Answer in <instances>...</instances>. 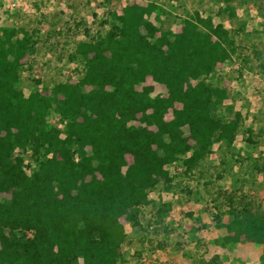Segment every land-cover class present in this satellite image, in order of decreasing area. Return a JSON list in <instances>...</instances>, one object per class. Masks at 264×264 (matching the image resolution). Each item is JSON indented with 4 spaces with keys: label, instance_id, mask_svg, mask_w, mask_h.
I'll list each match as a JSON object with an SVG mask.
<instances>
[{
    "label": "trees",
    "instance_id": "trees-1",
    "mask_svg": "<svg viewBox=\"0 0 264 264\" xmlns=\"http://www.w3.org/2000/svg\"><path fill=\"white\" fill-rule=\"evenodd\" d=\"M157 8L127 4L118 24L77 44L82 78L29 93L18 82L36 40L0 27V264H118L129 236L122 218L142 226L140 206L169 181L167 166L185 156L192 169L214 143L234 142L242 115L219 116L228 92L206 81L235 52L229 28L195 11L180 31L162 30ZM148 76L167 92L143 85ZM51 111L63 128L49 124ZM17 149L37 158L31 173ZM232 197L224 225L262 245L264 262V213Z\"/></svg>",
    "mask_w": 264,
    "mask_h": 264
},
{
    "label": "rangeland",
    "instance_id": "rangeland-1",
    "mask_svg": "<svg viewBox=\"0 0 264 264\" xmlns=\"http://www.w3.org/2000/svg\"><path fill=\"white\" fill-rule=\"evenodd\" d=\"M148 1L158 6L151 19L162 30L180 31L195 11L229 28L235 52L206 81L228 92L215 106L217 114L229 120L240 112L242 119L234 142L214 143L192 169L185 156L167 166L169 181L160 178L150 190L151 202L140 206L142 226L122 218L129 236L118 264H264L262 245L245 235L232 237L224 225L231 218L232 196L235 203H250L264 213V0H0V27H23L36 40L18 86L29 93L82 78L86 62L77 44L118 24L116 16L127 4ZM143 85L167 92L151 76ZM172 116L170 111L167 119ZM48 120L64 127L55 111ZM183 132L189 134L187 128ZM16 152L23 154L29 173L38 167L31 149ZM127 157L132 162L133 156Z\"/></svg>",
    "mask_w": 264,
    "mask_h": 264
}]
</instances>
